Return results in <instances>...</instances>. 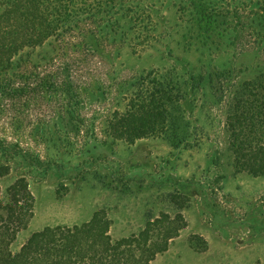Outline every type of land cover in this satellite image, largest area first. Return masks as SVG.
<instances>
[{"label": "rangeland", "instance_id": "374dc122", "mask_svg": "<svg viewBox=\"0 0 264 264\" xmlns=\"http://www.w3.org/2000/svg\"><path fill=\"white\" fill-rule=\"evenodd\" d=\"M91 4L103 9L87 33L50 38L15 59L43 69L73 63L78 103L50 90L0 98V166L10 169L0 177L3 229L19 179L33 196L11 252L46 227L83 224L99 211L114 240L127 238L162 213L174 219L180 196L187 225L152 264H264V176L235 170L226 129L232 96L264 80V0ZM142 85L174 88L161 93L166 129L116 140L111 125Z\"/></svg>", "mask_w": 264, "mask_h": 264}, {"label": "trees", "instance_id": "16d2710c", "mask_svg": "<svg viewBox=\"0 0 264 264\" xmlns=\"http://www.w3.org/2000/svg\"><path fill=\"white\" fill-rule=\"evenodd\" d=\"M78 3L80 6L75 8L73 0L56 6L49 0H0L4 6L0 14V98L29 92L46 96L50 90L62 98L64 105L78 103L79 86L73 63L71 67L61 62L43 69L41 65L28 66L24 59L15 61L24 48L40 46L50 38L67 43L75 37L73 32L87 33L103 6L91 4L89 10V0ZM141 89L132 98L133 106L111 125L116 140L133 144L166 129L168 110L161 93L173 96L170 91L174 88L162 86L154 92L142 85ZM226 129L235 170L253 177L264 176V80L248 84L245 92L232 96ZM9 173V167L0 166V177ZM174 199L179 211L174 219L162 213L130 237L114 240L110 220L99 211L83 224L46 227L34 233L18 253H12L14 231L27 225L21 219L25 216V202L31 206L33 201L28 182L21 178L12 188L11 203L7 206L12 211L6 220L10 226L3 229L5 223L0 225V264H152L187 225L182 214L185 200L180 196Z\"/></svg>", "mask_w": 264, "mask_h": 264}]
</instances>
